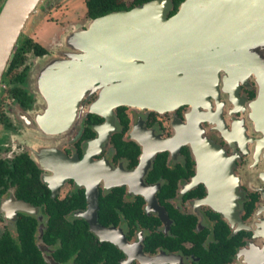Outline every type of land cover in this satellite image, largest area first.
I'll return each instance as SVG.
<instances>
[{
	"label": "flooded vegetation",
	"instance_id": "obj_1",
	"mask_svg": "<svg viewBox=\"0 0 264 264\" xmlns=\"http://www.w3.org/2000/svg\"><path fill=\"white\" fill-rule=\"evenodd\" d=\"M133 1L130 4L125 3L126 6H132ZM44 48L47 54L48 49ZM250 75L252 77H249ZM231 78L221 75L218 78L216 94L208 95L204 103L195 107L191 104H181L166 111H157L136 105H119L113 110L112 124L108 123L105 110L95 108L98 94L91 93L79 102L74 119L68 116L63 124L60 119H53L52 128H48L39 115L35 114L33 119H28L30 112L34 110L33 103L31 106L22 107L10 97L12 116L8 117L4 113L7 125L0 122L6 135L1 143L7 138L12 140L13 137L20 136L24 131L22 129L29 125L32 130L38 131L35 133L46 134L44 137L47 139L50 137L53 146L49 160L45 157L46 154L42 155L41 152L37 154V162L29 151H20L11 157L0 158L6 160L8 168L12 169V160L16 156L27 154L39 170L40 187L46 186L52 199L60 201L67 197H83V206L66 214L65 218L70 222L78 219L87 223L88 230L95 237L94 242L101 250L97 264L106 262L107 245L113 246L121 253L119 264H201L199 257L187 252L190 248V243L187 242H184L183 248L176 250L163 246L146 250L143 241L151 232L139 227L137 223L128 224L120 209H117L120 217L118 224L100 223L99 197L112 193L127 205L135 204L142 198L143 211L160 221L155 232L165 236L172 235L170 230L173 224L166 204L182 215L193 216L196 219V232L210 230L203 243L205 248L214 241L212 228L216 222L212 214L218 215L230 228L231 235L239 231L245 233L243 244L236 249L230 261L224 264H253L264 256V106L261 105L264 103H260L261 100L264 102V76L255 73L239 76L236 79V90ZM258 97L260 101H257ZM91 115L96 116L95 119L91 118ZM113 139L122 148L127 147L129 150L117 148ZM194 142L197 147H201L199 151L194 149ZM208 145L216 149H202ZM157 147L166 149L154 152L148 159V164L150 151ZM74 157L80 161L90 158L99 164L108 162L112 171H115L99 174L94 172L87 180L92 181L103 176L95 187L97 221L106 229L101 236L90 230L84 216L89 212L84 182L79 184L76 179L66 177L58 182L55 191L49 186L67 174L61 167L68 164V159ZM156 163L164 165L163 172L158 175L152 171ZM115 178L123 179L120 180L121 184L108 186L111 183L107 181ZM142 186L146 188V195H154L156 204L166 213L167 222L161 219L159 213L148 208ZM214 186L221 193L216 197L218 203H204L203 200L208 197L209 190ZM169 187L175 189V194L166 196L162 203L158 193L161 189ZM116 189L120 191L114 193L113 190ZM200 191L203 195H198ZM192 193L196 195L188 196ZM16 202H26L37 208V212L21 210ZM224 205L229 208L230 216L240 217L246 226L245 229L235 231L228 224L226 220L229 216L222 210ZM0 212L8 221L0 236L8 233L15 239L19 234L16 221L20 214L37 218L39 223L35 244L44 264H83L78 259V252H72L66 259H57L60 240L49 245L42 238L47 214L40 206L20 198L16 193V186L10 181L7 182L5 190L0 192ZM114 241L119 242L121 246ZM261 264H264V261Z\"/></svg>",
	"mask_w": 264,
	"mask_h": 264
},
{
	"label": "water",
	"instance_id": "obj_2",
	"mask_svg": "<svg viewBox=\"0 0 264 264\" xmlns=\"http://www.w3.org/2000/svg\"><path fill=\"white\" fill-rule=\"evenodd\" d=\"M40 1L5 0L0 10V85L23 28ZM172 8L171 0H151L130 10L90 19L86 29L66 34L58 59L54 55L43 61L56 62L55 67L38 77L31 71L29 77L39 91L38 98H42L40 117L48 128H52L55 118L61 124L68 116L74 119L79 102L93 92L98 94L95 106L107 112L108 123L112 124L113 110L119 105L157 111L181 104L195 107L208 95L216 94L221 75L232 77L234 90L239 76H264V0H183L177 12L169 16ZM197 146L194 142V149L199 151L201 147ZM162 149L166 147L151 150L147 163L154 152ZM202 149L216 148L208 145ZM41 152L49 160L52 148H41L33 160L37 161ZM67 162L61 167L67 174L49 186L55 191L66 177L84 182L89 202V212L84 216L90 230L101 236L106 229L97 221L95 187L103 176L87 180L94 172L115 171L108 162L94 163L90 158L80 161L74 157ZM117 179L107 181L111 183L108 186L121 184L123 179ZM141 189L148 208L167 222L154 195H146L145 187ZM219 194L214 186L203 202L216 205ZM16 203L21 210L37 212L26 202ZM228 209H222L229 216L228 224L235 231L245 229L240 217L230 216ZM262 261L264 256L253 264Z\"/></svg>",
	"mask_w": 264,
	"mask_h": 264
},
{
	"label": "trees",
	"instance_id": "obj_3",
	"mask_svg": "<svg viewBox=\"0 0 264 264\" xmlns=\"http://www.w3.org/2000/svg\"><path fill=\"white\" fill-rule=\"evenodd\" d=\"M148 1L151 0H134L132 6H126L124 0H85L86 15L89 20L96 19L111 12L130 10ZM171 1L173 8L170 10L169 16L177 12L183 0ZM4 2L5 0H0V10ZM28 53L43 56L46 54V49L33 38L21 34L4 73V76L8 77V80L6 79L8 87L6 91L22 107L31 106L32 103L35 105L34 95L30 91L27 92L28 89H26L29 67L25 60ZM90 117L95 119L96 116L91 115ZM0 122L7 125L4 112L1 111ZM113 140L115 144L118 143L115 139ZM117 148L129 150L127 147L122 148L120 144H117ZM11 167L12 169H9L6 160L0 158V192L5 190L7 182L10 181L12 185L16 186V193L20 198L40 206L47 214L45 233L42 238L49 245H53L56 240H60L57 259H66L72 252H78V259L81 263L97 264L101 250L98 248L99 245L94 242L95 237L88 230L87 223L78 219L70 222L65 218L66 214L83 206V197H67L60 201L52 199L46 186L41 185L40 187L39 170L27 154L16 156L12 160ZM163 169V164L156 163L152 171L158 175L163 172ZM115 191H120V189L113 190L114 193ZM174 194L175 189L169 187L161 189L158 196L163 203L166 196L169 197ZM193 195L196 194L192 193L188 196ZM198 195H203L202 191ZM142 204V198H139L135 204L127 205L122 203L121 199L119 200L113 193L100 196L99 222L103 225L118 224L120 217L117 209H120L128 224L137 223L139 227L148 229L151 232L143 241L146 250H154L158 246L176 250L183 248L184 242H187L190 243L187 252L199 257L201 264H224L230 261L236 249L243 244L244 232L239 231L231 235L228 225L218 215L212 214V218L216 222L212 228L214 241H211L208 248H205L203 243L209 236L210 230L205 229L196 232L194 229L196 219L193 216L182 215L167 204L166 209L173 219L170 230L172 235L165 236L157 233L155 229L160 221L155 216H148L143 211ZM38 223L36 217L20 214L16 221V230L19 233L17 239L11 237L8 233L0 236V264H44L35 244ZM107 248L108 254L105 256L106 262H103V264H119L121 253L113 246L107 245Z\"/></svg>",
	"mask_w": 264,
	"mask_h": 264
},
{
	"label": "rangeland",
	"instance_id": "obj_4",
	"mask_svg": "<svg viewBox=\"0 0 264 264\" xmlns=\"http://www.w3.org/2000/svg\"><path fill=\"white\" fill-rule=\"evenodd\" d=\"M131 1L132 0H124L126 4H130ZM85 12V0H41L25 24L22 31L23 36L33 38L35 41L48 49V53L45 56L37 57L28 53L25 60V63L29 67V75L26 82L27 89L34 96H37H33L36 102L34 110L30 112L28 119H33L35 114L37 116L39 115V117L42 115V113H40L42 111L40 107L42 100L40 99L42 98H38L39 91H37L35 85L33 84L34 82L31 83V79L29 81L31 71H34L35 77H38L39 73L47 74L48 70L55 67L56 62L48 63L43 61L47 57H52L54 55V58L58 59L59 52L65 47L64 42L66 34L76 31L79 28L84 29L87 26L89 19L87 18ZM41 61L43 63H40ZM249 77H252V75ZM6 79L8 80V77L3 76L2 80L5 81L1 82L0 85V111L4 112L6 116L11 117L12 104L11 98L6 91L8 88ZM93 94L97 93L93 92ZM88 95L83 98H87ZM28 122L30 123V121ZM22 130L24 131H22L20 136H16L15 138L13 137L12 140L7 138L4 143H1V140L6 135L3 131L2 124L0 123L1 157H11L20 151H29V154L34 157L41 148H52L53 141L50 137H48V139L44 137L46 134L35 133L38 131L32 130L29 125L25 126ZM7 222L8 221L5 219L4 214L0 212V233L6 227Z\"/></svg>",
	"mask_w": 264,
	"mask_h": 264
},
{
	"label": "bare ground",
	"instance_id": "obj_5",
	"mask_svg": "<svg viewBox=\"0 0 264 264\" xmlns=\"http://www.w3.org/2000/svg\"><path fill=\"white\" fill-rule=\"evenodd\" d=\"M45 68H46V67H45ZM43 69H44V68H43ZM40 71H41V70H40ZM40 71H38V72H40ZM261 86H262V84H261ZM262 88H263V87H262ZM36 89H37V87H36ZM37 91H38V90H37ZM95 108L98 109V110L100 109V111H104L103 108H101L100 106H95ZM51 126H52V124H51Z\"/></svg>",
	"mask_w": 264,
	"mask_h": 264
}]
</instances>
